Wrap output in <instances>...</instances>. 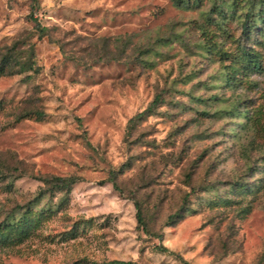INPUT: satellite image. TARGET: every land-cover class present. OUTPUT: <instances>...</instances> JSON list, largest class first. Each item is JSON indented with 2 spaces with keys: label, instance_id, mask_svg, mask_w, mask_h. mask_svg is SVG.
<instances>
[{
  "label": "rangeland",
  "instance_id": "obj_1",
  "mask_svg": "<svg viewBox=\"0 0 264 264\" xmlns=\"http://www.w3.org/2000/svg\"><path fill=\"white\" fill-rule=\"evenodd\" d=\"M249 1L38 0L40 37L32 0H0V62L16 72L0 77V224L48 212L24 243L0 242V264H183L159 245L264 264V21L245 30ZM34 109L46 117L17 120ZM45 175L82 181L32 202ZM133 199L163 241L138 230Z\"/></svg>",
  "mask_w": 264,
  "mask_h": 264
},
{
  "label": "trees",
  "instance_id": "obj_2",
  "mask_svg": "<svg viewBox=\"0 0 264 264\" xmlns=\"http://www.w3.org/2000/svg\"><path fill=\"white\" fill-rule=\"evenodd\" d=\"M264 2V0L262 1ZM250 11L247 14V19L244 22L245 30L251 33L252 26H254L256 21H264V8H259L256 10V7L259 5L260 2L256 0H250ZM38 4V0H32L31 4V14L30 19L31 22L34 24L35 30L39 33L40 37L45 35V31L47 28L43 27L36 18L35 12H36V6ZM240 61L244 62L246 61V66H244V69L249 70H256L259 68L260 63L257 60L256 56L252 52L243 51L240 55ZM10 60L5 59L2 62H0V77L6 76V75H14L16 72H13L10 70ZM28 71H34L33 65L31 62H23L20 63V71L18 74L26 73ZM34 73H38L37 70L34 71ZM32 75H29L26 77V80L32 79ZM160 103V98L156 97L155 100L152 102L150 108L147 111H152V109ZM146 113V112H145ZM145 113L140 114L137 118L141 119ZM46 117L45 112L34 109L29 111H24L23 113L19 114L17 117L18 121L30 119V118H37V119H43ZM8 175L14 177L13 180L6 186L9 191L12 190V187L14 185V182L18 180L22 175L19 176H13L14 173L22 172L19 168L14 167L7 170ZM35 179H37L41 183V187L39 188L37 196L34 198V201H38L40 199L51 197L54 198L56 195H69L73 189V187L82 181V178L78 176H57V175H45V176H32ZM109 182L113 185V187L119 191L122 192V188L117 183V174L115 172H111L109 177ZM135 209L137 211L136 213V219L138 223V230L141 231L143 234H145L147 237H154L160 241H163V235L154 233L150 230L148 226V221L145 212L142 209V205L134 200ZM33 206H29L26 212L23 213V216L19 218L14 223H11V221L3 220L0 224V242L4 241L7 245H20L24 243V241L28 240L34 233V231L39 227L41 218L44 217L47 213L46 212H36L34 209H32ZM182 210L177 211L176 213L170 215L167 218V226L176 224L184 219V215H182ZM50 212V211H49ZM154 250L160 254H168L175 256L178 260H180L183 264H189L186 260H184L180 255L171 252L166 246L159 245L154 246ZM104 264H140L138 262L134 261H119V260H112L105 262Z\"/></svg>",
  "mask_w": 264,
  "mask_h": 264
}]
</instances>
